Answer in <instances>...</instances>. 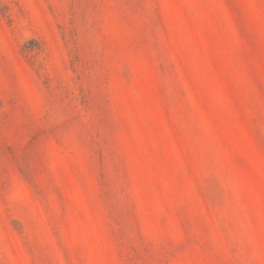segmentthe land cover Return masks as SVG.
<instances>
[{"label": "rangeland", "instance_id": "obj_1", "mask_svg": "<svg viewBox=\"0 0 264 264\" xmlns=\"http://www.w3.org/2000/svg\"><path fill=\"white\" fill-rule=\"evenodd\" d=\"M0 264H264V0H0Z\"/></svg>", "mask_w": 264, "mask_h": 264}]
</instances>
